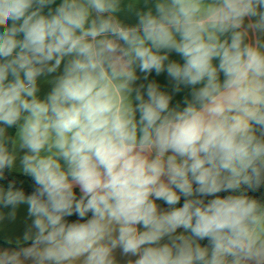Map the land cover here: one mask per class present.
<instances>
[{"label": "clouds", "instance_id": "obj_1", "mask_svg": "<svg viewBox=\"0 0 264 264\" xmlns=\"http://www.w3.org/2000/svg\"><path fill=\"white\" fill-rule=\"evenodd\" d=\"M262 188L264 0H0V264H264Z\"/></svg>", "mask_w": 264, "mask_h": 264}, {"label": "crops", "instance_id": "obj_2", "mask_svg": "<svg viewBox=\"0 0 264 264\" xmlns=\"http://www.w3.org/2000/svg\"><path fill=\"white\" fill-rule=\"evenodd\" d=\"M121 18L125 19L127 23L135 22L134 18H126L123 15H121ZM174 58L178 59V57H174ZM151 78L156 79L161 84L162 87H165L167 85V80L164 75H161L159 77H155L153 75V77ZM47 90L48 88L47 86H45L44 92H46ZM41 95H43V93ZM176 99L178 100L180 99V97L177 96ZM25 215H26V208L24 206H21V208L19 209L18 218L16 222L10 223L7 220L0 222V249L15 247V243L8 244L7 241L12 240L14 242L17 238L22 236L25 230V223H24Z\"/></svg>", "mask_w": 264, "mask_h": 264}, {"label": "trees", "instance_id": "obj_3", "mask_svg": "<svg viewBox=\"0 0 264 264\" xmlns=\"http://www.w3.org/2000/svg\"><path fill=\"white\" fill-rule=\"evenodd\" d=\"M11 131V130H10ZM13 176H15V178H17L18 180H24V184H23V187H25V189L27 191H30L29 189V181H27L24 177L22 176H19L18 174L14 173L12 176H9V179H12ZM250 195H254L256 197H259L261 198L262 200H264V188H262L259 192H256V193H249Z\"/></svg>", "mask_w": 264, "mask_h": 264}]
</instances>
